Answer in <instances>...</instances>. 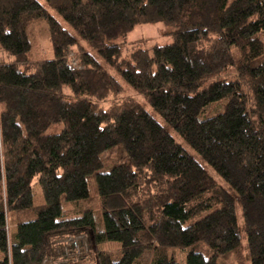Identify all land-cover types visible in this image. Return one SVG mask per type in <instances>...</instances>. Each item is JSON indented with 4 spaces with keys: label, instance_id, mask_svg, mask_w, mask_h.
<instances>
[{
    "label": "trees",
    "instance_id": "1",
    "mask_svg": "<svg viewBox=\"0 0 264 264\" xmlns=\"http://www.w3.org/2000/svg\"><path fill=\"white\" fill-rule=\"evenodd\" d=\"M45 1L107 66L39 0H0V46L13 57L0 60V264H141L148 252L151 264H246L236 198L252 264H264V0ZM39 19L53 55L31 60L27 28ZM158 21L176 27L174 41L124 57L116 39ZM118 145L125 158L103 171Z\"/></svg>",
    "mask_w": 264,
    "mask_h": 264
},
{
    "label": "rangeland",
    "instance_id": "2",
    "mask_svg": "<svg viewBox=\"0 0 264 264\" xmlns=\"http://www.w3.org/2000/svg\"><path fill=\"white\" fill-rule=\"evenodd\" d=\"M42 4L49 8L45 0H39ZM52 14L57 18V20L65 27L69 32H71L74 36L78 38V42L87 47L92 53L96 54L100 61L107 66L104 58L99 55V53L89 48L88 43L80 37L78 32L55 10L49 8ZM176 27L174 25L167 24L163 21L158 22H150V23H140L136 25L135 29L129 32L125 37H121L116 39V42L123 46L124 57H129L134 50L139 48L151 49L153 45L156 44H168L174 41V31ZM28 35L32 44V49L29 53V58L31 60L41 59V58H49L53 55L52 52V44L50 41V31L48 22L45 19H39L32 24H30L27 28ZM262 40L264 42V35L262 36ZM234 54L236 56L237 62H240L242 51L238 47L234 48ZM13 57L10 56L6 51L2 49L0 46V60H11ZM110 72L113 73L119 81L122 83L124 87V94L132 96L138 102H140L166 129L167 131L184 147V149L194 156L209 172L213 175L219 182V185L227 190L228 192L235 194L229 184L218 175L213 168L201 157V155L193 149L179 134L178 132L147 102L144 95L137 92L134 88H132L124 79L121 78L119 73L114 69L109 68ZM236 68L233 67L226 74L221 75L220 78L231 80L234 78ZM225 100H221L213 103L210 107L206 109V111L201 115V118H205L207 116L215 115L225 109ZM62 124H53L48 130L47 134L58 133L62 130ZM126 152L122 145H118L114 149L108 151L103 155L104 167L103 171H109L111 168L120 160L125 158ZM34 188V203L35 205H40L44 203V196L41 191V188L37 182L33 184ZM90 193L95 195L97 193V187L95 183L94 177H90ZM236 210L238 215L239 222V231L241 235L243 252L246 260V264H252L251 255L248 247V239L247 233L244 229V220H243V212L240 201L236 198ZM71 206L70 203H64L65 208H69ZM207 213V212H206ZM191 222V221H190ZM8 228L11 236H14L17 231V219L15 212L10 211L8 215ZM86 250L88 251L89 243L85 242ZM1 255V251H0ZM152 259V253H146L141 258V264H149Z\"/></svg>",
    "mask_w": 264,
    "mask_h": 264
},
{
    "label": "crops",
    "instance_id": "3",
    "mask_svg": "<svg viewBox=\"0 0 264 264\" xmlns=\"http://www.w3.org/2000/svg\"><path fill=\"white\" fill-rule=\"evenodd\" d=\"M149 253V252H148ZM149 264H151V262H149Z\"/></svg>",
    "mask_w": 264,
    "mask_h": 264
}]
</instances>
